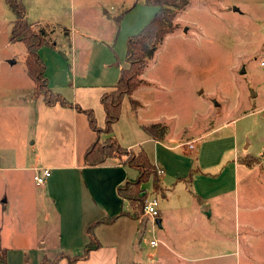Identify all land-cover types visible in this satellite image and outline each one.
<instances>
[{
	"label": "rangeland",
	"instance_id": "374dc122",
	"mask_svg": "<svg viewBox=\"0 0 264 264\" xmlns=\"http://www.w3.org/2000/svg\"><path fill=\"white\" fill-rule=\"evenodd\" d=\"M21 1L25 17L34 24L35 31L47 24L53 26L51 32L45 28L49 31L46 38L66 53L67 60L53 47L39 48L48 73L56 77L68 74L77 80L85 76L92 82L116 79L114 73L125 60L128 39L138 34L158 9L146 0ZM168 6L175 13L171 32L156 46L154 54L146 58L143 78L150 86L142 87L137 95L146 103L147 117L163 121L155 123V133L165 129L167 123L179 137L196 138L186 143L193 144L194 149L182 146L171 154L161 149L162 156L174 165L187 166L200 143L201 153L189 171L190 188L189 184L186 189L184 183H178L175 196L163 200L160 197L163 194L166 197L167 190L157 172L159 189L154 187L152 177L140 187L145 190V197L156 196L167 209L169 221L164 229L170 243L176 240L184 245L194 244L199 253L217 254L223 251L222 244L214 242L220 236L235 231L245 234L235 236L244 245V253L224 258L215 255L197 264H264V72L258 64L264 57V0H173ZM13 19L7 1L0 0V93L8 87V75L18 73L23 66L24 45L9 41ZM63 28L69 30L68 36ZM10 60L16 63L11 65ZM27 90L24 84L23 91ZM1 134L10 139L6 148L17 150L13 138L30 135L31 131L25 125L3 123ZM108 136L101 133L100 141ZM197 166L207 169L210 180L195 178L197 173L193 169ZM234 167L237 171L233 178ZM223 168L221 174L213 176ZM33 175L34 171L27 167L16 172L0 171V195L6 191L7 199L14 202H10L8 209L15 215L10 219L6 210L4 221L0 216V246H11L6 252V264H39L45 251L40 245L34 247V234L42 228L37 225L32 229L29 204L41 194L42 186L35 185ZM184 181L189 183L187 178ZM193 188L211 194L229 191L218 196L219 199L210 194L212 211L202 215L188 191ZM127 203L131 213L137 211V207ZM138 214L141 220L147 219L142 211ZM128 226L109 228L107 234L101 231L103 241L113 239L116 233L121 236L123 231H130ZM203 229L209 234L207 241ZM142 235L136 233L141 240L135 247L124 239L117 257L126 261L145 256L155 259L158 250L163 259L168 255L162 242L159 247L149 246L152 236L158 238L162 234L147 226ZM104 251L96 254L98 259L90 258L91 263L115 264L113 252L107 250L103 254ZM1 253L0 250V256Z\"/></svg>",
	"mask_w": 264,
	"mask_h": 264
},
{
	"label": "crops",
	"instance_id": "0c3cea01",
	"mask_svg": "<svg viewBox=\"0 0 264 264\" xmlns=\"http://www.w3.org/2000/svg\"><path fill=\"white\" fill-rule=\"evenodd\" d=\"M54 45L58 53L60 52L59 54L67 60L66 53L57 48L56 42ZM40 49H38V54ZM9 62L11 65L16 63L14 60ZM127 65L126 60H123L120 63L119 71L114 73L116 79L110 80V82H92L88 79L89 77L85 76L77 80L76 76L68 74L64 77L59 75V77H56V75L48 73L47 64L45 75L48 85L53 91L59 93L67 101L77 104L82 109H91L97 126L103 128L105 125V112L100 97L110 87L112 88L120 77V69ZM143 74L141 75L142 79H144ZM7 80H9L8 87L3 93H0V124L10 123L11 125H18V127L25 125L29 128L31 134L13 138V145L17 150L6 148L10 139L5 134L0 135V165H2L0 171L11 170L16 172L27 167L34 172L36 169L41 168H48L51 172L41 187V194L36 198H32L31 204H29L32 212L30 219L32 229L37 225L42 228V231H39L37 235L34 234V247L40 245L41 249L45 248L44 253L40 256L39 263L43 258L52 260L57 255H63L57 260L56 264H95V262L91 263L90 258L96 256L98 259L96 254L104 250L113 252L112 257L115 259V264H166L169 261L171 264H197L201 261L211 260L215 255L224 258L237 252L244 253V245L241 244L239 238L236 240L235 236H244L245 234L237 233V231L223 234L224 236H220L219 240H213L223 246V251L217 254L208 251L199 253L195 250L196 245L194 244L184 245L181 242H176V240L175 243H170L165 233L166 229H164L166 225L168 226L169 221L166 213L167 209H165V206L162 207L159 202V222L155 221L153 223L149 219L141 220L140 217L133 218L128 215L119 216L112 223L101 222L93 230L95 237L100 242V247L90 250L86 258L69 262L67 257L82 254L88 241L86 227L89 223L114 217L121 210L129 211L127 201L122 200L118 195L117 188L127 179L134 178L137 171L120 164L117 158H108L98 165H87L84 162V153L97 138V135L89 126L86 115L74 107L63 106L59 103L49 105L43 100L42 96L34 97V82L25 70L24 60L21 71L9 74ZM24 84L28 88L27 91H23ZM146 86H150L148 81L138 87L130 97L125 96L123 98L120 116L112 125V134L118 143L127 149H144L149 160L156 167L163 169L164 172L160 180L166 187L167 196L160 198L168 200L175 196L176 192L174 190L178 183H184L186 189L187 184H189V188L191 187L190 181L187 183L184 179L189 176L193 161H196L200 155L202 143L193 151L192 160L187 166L174 165L172 160L162 156L161 149L171 154L173 151L181 149L182 146H187L188 141L196 138L183 139L184 136L179 137L176 131L171 126L169 127L167 123H164L166 128L163 136L159 139L152 138L143 130V125L163 124L161 120H150L151 118L147 117L146 103L141 102L140 97L137 95L139 90ZM130 98L138 102L135 108L131 106ZM140 118L145 119V121L142 122ZM12 151H15L16 154ZM193 170L197 173L195 178L210 180V173L206 171V168L197 166ZM223 170L224 168L217 174H213V176L221 174ZM235 171L237 169L234 167L232 171L233 178ZM192 190L188 191L191 193L193 200L197 202V211L202 215L210 214L212 205L208 199L211 193L199 188L194 189L195 192ZM228 191H213L210 196L213 198L222 196ZM0 198L2 199L0 216L3 217V221L6 210H8V217L10 219L14 218L15 215L10 213L8 209L11 201L7 199L6 191L0 195ZM224 201L227 202V200ZM39 209H42V211L37 213ZM124 224L127 226L130 224V231H123L120 236L119 233H116V229H112L116 236L113 239L108 238V241H103L104 236L101 231L107 234V229L116 226L119 228ZM147 226H150L153 232L162 234L158 238L152 236L157 244L149 246L151 248L159 247L162 242L168 250V255L163 259V255L158 250L155 259L145 256L144 259L135 260V258H131L126 261L117 257L118 247L124 239L133 247L139 245L141 238L137 239L136 233L143 236L142 234L146 232ZM216 230L219 231V228ZM202 233L207 241L209 235L207 230L203 229ZM2 248L9 250L11 246H2ZM106 251L103 254H106Z\"/></svg>",
	"mask_w": 264,
	"mask_h": 264
},
{
	"label": "trees",
	"instance_id": "16d2710c",
	"mask_svg": "<svg viewBox=\"0 0 264 264\" xmlns=\"http://www.w3.org/2000/svg\"><path fill=\"white\" fill-rule=\"evenodd\" d=\"M10 9L14 14V19L10 27L9 41H20L25 47L24 66L28 76L34 82L33 96H42L43 100L51 105L59 103L63 106H71L76 110L84 113L88 119L89 126L96 132L97 138L89 145L84 153V162L87 165L93 166L103 163L108 158H117L119 163L133 168L137 171L134 179H127L122 185L117 188L118 195L122 200L129 201L130 205L137 207V211L121 210L114 217L103 218L98 221L91 222L86 227L88 241L84 246L82 254L67 257L69 262H75L78 259L86 258L89 251L100 247L99 240L95 237L94 227L101 222L112 223L116 218L123 215H128L133 218L139 217V212L142 210V203L145 198V190L141 189L140 185L143 182L153 178V185L159 189V180L156 178V166L149 160L146 151L142 148L134 153L133 150L121 146L114 135L112 134V125L118 120L121 111V103L125 96L131 94L141 85L146 84V81L141 78L147 67L146 58L152 56L156 51V46L163 38L171 32L170 25L175 17V13L168 8L173 3V0H146L148 4L158 7L152 19L142 27L140 32L131 36L128 39L125 60L128 63L127 67L120 69V77L112 86L111 92H104L100 97V102L105 112V125L103 128L97 126L93 112L91 109H82L77 104L67 101L59 93L53 91L47 82L45 76V63L38 54V49L42 46L54 48V42L47 39V33L54 30L53 26L42 27L35 31L34 24L28 22L25 17V8L21 0H6ZM48 27L49 31L45 28ZM64 35H69V30L63 28ZM132 107H136L138 102L130 98ZM143 130L152 138H161L164 130L155 133V124L142 126ZM109 134L105 141H100V134ZM108 140V141H107ZM124 155L125 159H120L119 156ZM191 173L187 177L191 181ZM162 197H165L163 194ZM134 204H137L136 206ZM1 256L0 264H6L5 248L0 246ZM63 255H57L52 260L43 258L39 264H56L57 260Z\"/></svg>",
	"mask_w": 264,
	"mask_h": 264
},
{
	"label": "built area",
	"instance_id": "2783aa9c",
	"mask_svg": "<svg viewBox=\"0 0 264 264\" xmlns=\"http://www.w3.org/2000/svg\"><path fill=\"white\" fill-rule=\"evenodd\" d=\"M259 66L264 72V57L259 60L258 62ZM188 148L194 149V145L188 143ZM156 172L158 175L163 174V169L160 167H156ZM51 172L48 168H41L36 169L33 175V181L36 186H42L46 179L50 176ZM142 214L147 217V219H150L153 223H155V220L159 217V200L156 196H146L142 203ZM157 244V241L155 239H151L149 241L150 246H155Z\"/></svg>",
	"mask_w": 264,
	"mask_h": 264
},
{
	"label": "water",
	"instance_id": "95a60500",
	"mask_svg": "<svg viewBox=\"0 0 264 264\" xmlns=\"http://www.w3.org/2000/svg\"><path fill=\"white\" fill-rule=\"evenodd\" d=\"M240 72L243 73V70H241ZM251 95H254V92L252 90H251ZM155 221L159 222V219L157 218Z\"/></svg>",
	"mask_w": 264,
	"mask_h": 264
}]
</instances>
